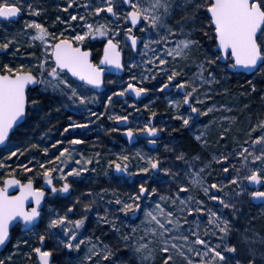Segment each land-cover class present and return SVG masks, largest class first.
<instances>
[{
	"label": "rangeland",
	"instance_id": "374dc122",
	"mask_svg": "<svg viewBox=\"0 0 264 264\" xmlns=\"http://www.w3.org/2000/svg\"><path fill=\"white\" fill-rule=\"evenodd\" d=\"M17 2L22 5V15L16 21H0V42L14 38L7 49L0 48V60L5 64L11 67L23 64L24 71L32 68L36 74V65L44 59L45 45L39 38L34 39L36 29L25 27L32 20L45 25L52 34L49 40L71 39L77 33L82 34L90 23L94 27L106 24L108 29L120 28V32L115 36L110 31L108 36L86 37L80 46L91 49L96 61H99L105 41L109 38L119 40L117 45L123 54L125 71L121 77L107 76L100 94L89 86L79 85L66 73L64 78L80 89V95L89 97L86 104L75 102L79 98L76 97L74 101L67 91L39 85L38 93L34 96L43 93L54 95L56 105L71 114L64 123L67 141L64 145L58 141L48 145L52 133L41 129L24 131L27 141L9 140L0 149V186H3L5 178L14 176L10 171L12 164L29 155L35 162L44 164L45 168L52 166L63 169V176L59 171L52 173L53 181L59 192L62 183L68 182L71 192L65 198L49 195L41 211L40 222L31 230L22 232L19 227L13 229L10 243L1 254L0 261L3 264H37L35 249L41 247L51 252L53 264H188L189 256L193 260L205 259L192 255L185 247L186 243L195 239L191 232L197 231L199 226L201 238L208 239L211 246L224 253L225 264H264V205L254 206L250 202L253 191L246 185L247 176L254 169L260 168L261 174H264V163L254 161L249 156L248 166L244 167L242 157L237 155L245 148V155L253 152L259 155L264 151L259 144H252L256 136L264 134L257 127L264 121V72L260 70L264 65L247 74L245 83L239 85L235 93L232 80L225 71L227 68L218 64L219 59L215 64H205L204 80L200 79L197 74L200 62L205 57L220 58V54L214 51L216 42H213L215 37L209 25L206 0H169L165 24L176 31L168 36V47H174L176 41L185 37L198 42L186 56L175 58L158 51L164 48L160 38L168 32V28L157 33L144 21L132 29L123 19L132 10L126 0H112L117 13L115 16L107 11L106 0H73L71 5L68 0ZM133 2L145 5L148 0ZM29 4L33 9L39 8V14L34 10L29 11ZM97 7L102 9L100 13H95ZM72 15H76L77 19L73 20ZM81 16L84 20L79 19ZM129 28L138 38L137 51L130 48L129 37L126 36ZM145 41L148 42L147 48ZM162 58L167 60L166 65L159 64ZM48 63L49 68L54 67L51 61ZM227 64L229 62L225 66ZM171 69L180 72L175 83L189 80L197 86L191 100L200 112L187 125L179 118L188 117L191 113L190 105L183 103L184 90L176 88L172 82H168L171 86L166 89L160 87L167 81ZM209 73L215 74V80ZM130 82L147 89L145 100L134 102L126 97L125 92L121 93V89ZM188 91H191V85ZM170 100L179 102L180 107L170 104ZM117 116L127 117L130 128L140 137L139 144L129 147L122 140ZM70 123L77 126L69 127ZM145 124L156 127L162 132V137L159 140L149 139V133L143 130ZM181 130L199 143L198 152L184 151L176 145L174 135ZM150 142L154 143L151 147ZM17 148L20 152L10 155ZM65 148L71 154L70 159L61 156ZM38 152L43 157L40 161L36 159ZM124 155L129 157L127 161L121 159ZM221 156H228V160H221ZM55 157H60V160L57 161ZM148 158L159 160V169H150L148 173L138 172V168L148 166ZM45 161L50 163L45 164ZM110 162L126 163L127 172L117 171L115 164ZM72 168L86 170L76 175L71 172ZM164 169L169 171L165 172ZM225 169L228 171L225 172ZM195 172H200L207 185L215 183L223 187L210 189L205 194L202 187L190 180ZM234 176L241 179L230 183ZM35 177L34 186L42 187L43 180L38 181L39 175ZM15 178L23 183L28 180ZM141 183L155 187L157 192L150 199L142 196L137 201L141 209L134 215L122 211L123 204L116 201L128 202L132 194L138 192ZM182 185L187 187L182 188ZM261 191H264V185ZM217 195L222 197V201L211 199ZM161 196L166 199L161 200ZM188 197H192L189 204L193 207L203 200L204 204L199 207H204L205 212H187L181 201ZM86 204L91 207L86 209ZM157 204L173 213L171 220L179 219V225L171 232L163 233L155 221L146 219L144 209L155 212ZM208 210L221 217L220 227L224 226L223 220L229 222L226 232H220L216 224H209ZM59 216H67L68 221L83 217L84 224L79 229L68 222L51 225L50 221ZM152 228L157 231L152 232ZM206 229H209L207 235ZM71 231H76L77 236L72 237ZM41 235L44 236L43 241L40 240ZM185 235L189 236L188 242L183 240ZM69 240L73 245L80 244V247L68 248ZM141 244L146 247L137 251ZM232 246H235V251L231 250ZM195 247L197 251L203 250L202 245ZM165 248L168 251H164ZM181 251L186 255H181Z\"/></svg>",
	"mask_w": 264,
	"mask_h": 264
},
{
	"label": "snow or ice",
	"instance_id": "6c2138e0",
	"mask_svg": "<svg viewBox=\"0 0 264 264\" xmlns=\"http://www.w3.org/2000/svg\"><path fill=\"white\" fill-rule=\"evenodd\" d=\"M73 0H68V4L71 5ZM126 4L132 10L128 11L123 19L130 22L132 26H138L140 22H147L152 29H155L157 33L163 30V28H168V32L160 38L161 42H164V48L159 49V52L165 53L167 56L181 57L186 56V53L195 46L198 42L196 40L189 39L187 37L176 41L175 46L172 48L168 47L167 39L168 36L175 32L176 29L171 28L165 24V17L170 8L169 0H148V3L141 5L140 3H134L133 0H126ZM107 11L112 13L114 16L117 15L112 0H106L105 4ZM29 11H35L39 14L40 9H33L32 5H27ZM206 8L210 13L209 25L213 29V35L218 44L217 51L222 50V55L229 56L233 59L231 68L235 69L237 67L244 68H257L264 65V0H206ZM22 11V5L18 4L17 0H0V17L3 18H14ZM101 8L97 7L95 13H100ZM59 19V18H58ZM72 19L76 20V15H72ZM80 20H84V17H79ZM25 27H31L36 29V37L39 38L45 45V55L44 59L40 60L36 65V74L34 70L29 68V70L24 71L25 65L21 64L17 67H11L5 64L3 67L6 71L0 72V144H6L10 140V133L14 130V126L17 125L18 121L22 120L26 115V105L29 103L28 98V86L30 84L44 85L47 88L49 85L53 90H60L61 92L67 91L70 97H78L80 104H86L89 97L80 95V89L74 87L69 79L64 78L66 73H71L72 77H78V84L81 86L92 85L99 88L104 83V68L100 65L93 63L91 57V49H86L81 47L86 37L89 36H108L111 31L112 36H115L120 32V28L108 29L106 24L99 26H93L92 24H87L86 30L83 33H77L73 38H63V39H52L49 40L48 37L52 35L48 32L45 25L38 23L36 20L30 21ZM126 36L130 37L131 47L135 48L137 45V36L132 34L131 28L126 32ZM14 38L6 41L0 42V48L7 49L9 44L12 43ZM119 40H114L109 38L107 43L104 45V55L102 58V63L105 65H113L117 69H122L124 64L121 61L120 49L117 47ZM145 47H148V42L145 41ZM155 61V58H153ZM219 57L209 59L205 57L203 61L200 62L198 66L197 74L200 76L201 80H204L205 64H215ZM49 61L55 64V67L49 68ZM159 64L166 65V59H160ZM165 71L166 69H160ZM264 72V68H260ZM195 75V74H194ZM212 80H215V74L209 73ZM180 76V72L171 69L170 74L167 76V81L160 85L162 89H166L171 85L168 82H172L178 89H183L186 93L183 97V103L189 104L191 107V113L188 117L179 116L183 120L185 125L193 119V117L200 112V109L192 103L191 98L193 94L197 91V86L192 84L189 80H180L177 84L176 79ZM209 81V83L212 82ZM191 85V91H188V86ZM254 87V86H253ZM133 90L136 96L141 95V93L146 92L147 89L142 87H137L134 83H128L127 88H122L121 93ZM111 100V97H109ZM33 104L36 101H32ZM170 104H175L177 108L180 107L179 102L169 101ZM147 107V105H145ZM94 115V114H92ZM102 115V113H101ZM155 115V113H153ZM112 117H109L111 119ZM116 119L126 120L127 117H119ZM77 125L69 124V127H76ZM82 126V125H81ZM257 127L260 128L261 132L264 133V121H262ZM148 133H156L158 129L156 127H149L145 124L144 129ZM67 131V129H65ZM255 131V129H253ZM127 134L129 138L133 136V129L128 128ZM199 139V137H197ZM59 143V141L57 142ZM73 143H79V141H73ZM253 145L259 144L264 148V134L256 136L255 140L252 141ZM45 152L48 151L47 148L44 149ZM20 152L17 148L16 152L10 153V155H16ZM247 149L240 151L237 155L242 157V164L244 167L248 166V159L251 156L254 161H261L264 163V151H261L259 155L253 153H248L245 155ZM61 156H66L67 159L71 158V154L68 153V149H63L61 151ZM57 161L60 157H55ZM123 161H127L129 157L124 155L121 157ZM221 160H228V156H221ZM66 162V160H65ZM50 162L45 161V164ZM115 164L117 171L123 170L127 172V164H121L116 162H110ZM160 167L159 160H153L148 158V166L143 168H138V172L148 173L149 170H157ZM43 169V176L47 184L53 183L52 173L54 171H59L61 176L64 175L63 169H54L52 166L47 168L44 164L40 165ZM27 170V169H26ZM86 169H80L79 171H85ZM79 171L76 168H72L71 172L73 174L79 175ZM165 172L169 169H164ZM228 170L225 169V172ZM239 171V170H237ZM40 173H37L39 175ZM241 177L234 176L230 183H236ZM249 181L254 183H260L264 180V174H261V169L256 168L251 172V175L247 176ZM191 182L194 185L203 188L205 194L210 192V189L222 188L223 185H217L215 183L210 186L207 185L204 178L201 176L200 172H195L190 177ZM11 185H19L20 191L17 195H9L8 188ZM71 186L65 182L63 184V191L67 192ZM182 188H186V185H182ZM243 191V189H241ZM52 191H56L55 186H53ZM157 189L155 187H149L145 183H141L138 188L137 193H133L129 198L128 202L117 200V204H123L122 211L131 212L133 215L141 209L140 203L137 201L141 200L142 196L152 197L153 193H156ZM179 195V193H177ZM254 198L264 199V191H256L251 194ZM29 197H32L35 202V206L31 209L25 207L26 202ZM44 197V189L36 188L33 186V179L30 177L26 183L15 179V177H9L3 182V186H0V245H4L5 242L10 238L9 228L12 222L16 218H21L25 224H30L37 217L40 216L41 201ZM166 199V197L161 196V200ZM192 197H188L187 200H182L181 204L184 205L187 212H205L204 207H199L203 205L204 201L198 202V206L193 207L189 204ZM213 200H221L222 197L212 196ZM173 204L176 203L175 200L172 201ZM230 206V205H226ZM91 205L86 204L85 208H90ZM183 210V209H182ZM146 219H151L159 225L163 233L171 232L176 228L180 221L179 219L171 220L173 215L172 212L163 209L162 205L157 204L155 212L152 209H144ZM161 218H164L163 220ZM221 217L216 213L208 210V222L209 224H216L219 227L220 232H226L228 230V221L223 220V227H220ZM65 222L74 223L76 229H79L84 224V218L68 221L67 216H59L56 219L50 221L51 225H63ZM105 222L107 218L105 217ZM170 224L171 226H167ZM113 227L115 225L113 224ZM152 232H156V228L151 229ZM209 229H206L205 235L208 234ZM214 234V233H213ZM70 235L76 237V231H71ZM191 236L195 239L190 243H186L185 247L189 249V252L196 257H204L205 259L193 260L191 256L188 257V264H225L226 258L223 252L218 251L216 246H211L208 239L201 238L199 234V226H197V231L191 232ZM129 237H125L128 239ZM40 240H44V236H40ZM185 242L189 241V236H183ZM82 243V242H81ZM197 245H202L203 250L197 251ZM80 247V244L73 245V242L69 240L67 242V247L72 248ZM174 247L176 245H173ZM146 245L141 244L137 251L145 248ZM232 251H235V246H232ZM39 254V259L43 264H49V257L51 255L50 251H42L39 247L35 249ZM164 251H168L167 248ZM95 254V253H93ZM181 255H186L181 251ZM91 259V257H87ZM219 258V262H217ZM171 259V257H169ZM3 264V261H0ZM251 264V262H250Z\"/></svg>",
	"mask_w": 264,
	"mask_h": 264
},
{
	"label": "trees",
	"instance_id": "16d2710c",
	"mask_svg": "<svg viewBox=\"0 0 264 264\" xmlns=\"http://www.w3.org/2000/svg\"><path fill=\"white\" fill-rule=\"evenodd\" d=\"M213 38V42L216 41ZM96 60L95 56L93 57ZM222 67H225V64L219 63ZM4 61L0 60V72L4 71ZM226 73L229 74L230 79L232 80L231 86H233L234 93L236 92L237 87L239 85L244 84L245 80L248 78L247 74L231 72L225 69ZM39 85L36 88H31L28 91L29 103L27 106V114L28 116L24 120V122L16 128V130L11 135V142H22L24 140L27 141L25 137L27 133L24 131L27 130H36L41 129L44 131H50L52 134V139L48 143V145L53 144L54 142H61L62 145L67 141L68 137L65 132V121L69 119L71 114L62 110V108L56 105L55 96L49 93L38 94L37 97L34 96L35 93H38ZM54 97V98H53ZM145 100V99H144ZM264 101V99H262ZM32 101L38 102L37 104H33ZM65 128V129H64ZM176 145L184 151H188L191 153H196L200 149V145L196 142L185 130H181L175 133ZM29 141V140H28ZM41 153L38 152L36 159L41 160L43 157L40 156ZM29 156V155H28ZM26 156L24 160L14 163L11 166L10 171L15 177H19L21 179L27 180L30 177L32 179L36 178L37 173L39 174L38 181H45L43 176V169H40V164L35 162L32 157ZM27 169V170H26Z\"/></svg>",
	"mask_w": 264,
	"mask_h": 264
},
{
	"label": "water",
	"instance_id": "95a60500",
	"mask_svg": "<svg viewBox=\"0 0 264 264\" xmlns=\"http://www.w3.org/2000/svg\"><path fill=\"white\" fill-rule=\"evenodd\" d=\"M131 11V10H130ZM207 13H208V16L210 17V13L208 12L207 10ZM22 15V13L20 12L16 17L14 18H3V17H0V20L2 21H16L20 16ZM128 22V21H127ZM130 24V22H128ZM141 24L138 23V26ZM131 28L132 29H135L137 28L138 26H132L130 24ZM108 41V40H107ZM107 41H105V43L103 44V48H102V54H101V57H100V60L96 63L93 59V53L91 51V59L93 61V63L97 64V65H100L104 68V76H103V79H104V83L99 87V88H96L95 86H92V85H87L89 86L94 92L100 94L103 92L104 90V85H105V80H106V77L107 76H115V77H121L123 74H124V71H125V68L123 67L122 69H117L115 66L113 65H105L102 63V58H103V55H104V45L107 43ZM216 41V40H215ZM128 42H129V45H131V41H130V37L128 38ZM138 43L139 41L137 40V45L135 48H131L132 51H137L138 49ZM82 47V46H81ZM118 47V45H117ZM217 47H218V44L216 42V46H215V50H217ZM119 48V47H118ZM219 54H220V58H219V62L220 63H226L228 61V58L229 56H224L222 55V50L218 51ZM120 56H121V61L123 63V55H122V52L120 51ZM230 62L229 64H227L226 68L228 71H231V72H238V73H245V74H250V73H253L255 72L259 67L257 68H244V67H237L235 69L231 68V64L234 62L233 59L229 58ZM54 67H55V64H54ZM68 76L70 78H72L74 81L78 82L79 78L78 77H72L71 76V73H67ZM38 85H35V84H30L28 86V89H27V92L31 89V88H36ZM128 87V85L126 86V88ZM125 95L126 97H128L129 99H131L132 101L134 102H140L144 99L147 98L148 96V92H143L141 93V95L139 96H136L135 95V92L133 90H129L128 92H125ZM27 106L28 104L26 105V115H27ZM26 115L25 117L18 121L17 125L14 126V130L10 133V137L11 135L13 134V132L16 130V128H18L23 122L24 120L26 119ZM118 126L119 128L121 129V137L126 141V144L129 146V147H132V146H135L136 144H138V136L136 135V133L133 132V136L131 138H129L128 134H127V129L130 128L129 127V120L126 119V120H122L120 119L118 121ZM148 137L149 139L151 140H159L161 137H162V132L161 131H157L156 133H149L148 134ZM8 143V142H7ZM6 144H0V149H2L3 147H5ZM154 143L151 142L150 143V146H153ZM9 177L5 178L4 181L6 179H8ZM17 179V178H15ZM18 180V179H17ZM26 183V182H25ZM68 183V182H67ZM246 185L247 187L252 190L253 192H256V191H261V188L263 187L264 185V182L263 180L260 182V183H254L252 181H249L247 179L246 181ZM34 186V184H33ZM35 187V186H34ZM44 188H50L52 190V184H47V182H45V185H44ZM20 191V188H19V185H11L9 188H8V194L9 195H17ZM70 194V188L68 189L67 192L61 191V196L62 197H68ZM47 198V192L44 190V197L41 201V208H40V216L37 217L34 221H32L30 224H25L23 222V220L21 218H16L12 224L10 225V228H9V233H10V238L5 242L4 245H0V259H1V254L4 252V250L6 249V247L8 246V244L10 243V240H11V232L13 229H15L16 227H19L20 231L22 232H27L29 230H31L33 227H35L39 222H40V219H41V211L43 209V206H44V203H45V200ZM250 202L254 205V206H258V205H264V199H261V198H254L252 195L250 197ZM35 206V202H34V199L32 197H29L28 201L26 202V205L25 207L27 209H31L32 207ZM42 251L43 248L39 247ZM35 256H36V259H37V264H43V262L39 259V254L35 251ZM49 264H52V255H50L49 257Z\"/></svg>",
	"mask_w": 264,
	"mask_h": 264
},
{
	"label": "flooded vegetation",
	"instance_id": "af4514ba",
	"mask_svg": "<svg viewBox=\"0 0 264 264\" xmlns=\"http://www.w3.org/2000/svg\"><path fill=\"white\" fill-rule=\"evenodd\" d=\"M21 13H22V11H21ZM0 21H2V20H0ZM4 22H8V21H4ZM103 48V47H102ZM214 51L216 52V53H218L219 54V52L217 51V50H215V47H214ZM93 53V52H92ZM102 54V53H101ZM123 55V54H122ZM93 57H94V54H93ZM101 57V56H100ZM100 60V59H99ZM96 63L98 62V61H96V60H94ZM227 62H229V63H231L230 62V60H229V58H228V61ZM226 62V63H227ZM226 63H223V64H226ZM119 127V126H118ZM129 127H130V124H129ZM120 129V128H119ZM121 130V129H120ZM121 133V132H120ZM137 135V134H136ZM138 136V135H137ZM120 137H121V135H120ZM122 138V137H121ZM149 138V137H148ZM140 139V137L138 136V140ZM122 140L124 141V142H126L123 138H122ZM140 141V140H139ZM139 141H138V144H139ZM151 143V142H150ZM150 143H149V145H150ZM137 145V144H136ZM128 146V145H127ZM151 147V146H150ZM45 182H46V180L45 181H43V185H42V187H40V188H43L46 192H47V198H48V196L49 195H54V196H57V197H60V198H65V197H62L61 196V191H62V189H63V184L65 183V182H63L62 183V188H61V190H60V192L58 191V187L55 185V183H54V181H53V183H52V187L53 186H55V189H56V191H52L50 188H44V185H45ZM69 184V183H68ZM36 188H38V187H36ZM70 192H71V187H70ZM46 198V199H47ZM46 201V200H45Z\"/></svg>",
	"mask_w": 264,
	"mask_h": 264
},
{
	"label": "bare ground",
	"instance_id": "6f19581e",
	"mask_svg": "<svg viewBox=\"0 0 264 264\" xmlns=\"http://www.w3.org/2000/svg\"><path fill=\"white\" fill-rule=\"evenodd\" d=\"M52 264H53V256H52Z\"/></svg>",
	"mask_w": 264,
	"mask_h": 264
}]
</instances>
